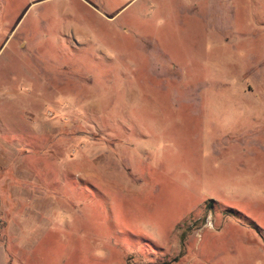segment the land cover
Masks as SVG:
<instances>
[{
	"label": "rangeland",
	"instance_id": "374dc122",
	"mask_svg": "<svg viewBox=\"0 0 264 264\" xmlns=\"http://www.w3.org/2000/svg\"><path fill=\"white\" fill-rule=\"evenodd\" d=\"M1 255L264 264V0H0Z\"/></svg>",
	"mask_w": 264,
	"mask_h": 264
},
{
	"label": "crops",
	"instance_id": "0c3cea01",
	"mask_svg": "<svg viewBox=\"0 0 264 264\" xmlns=\"http://www.w3.org/2000/svg\"><path fill=\"white\" fill-rule=\"evenodd\" d=\"M0 264H4L3 255L0 256Z\"/></svg>",
	"mask_w": 264,
	"mask_h": 264
},
{
	"label": "trees",
	"instance_id": "16d2710c",
	"mask_svg": "<svg viewBox=\"0 0 264 264\" xmlns=\"http://www.w3.org/2000/svg\"><path fill=\"white\" fill-rule=\"evenodd\" d=\"M209 204H211V203H209Z\"/></svg>",
	"mask_w": 264,
	"mask_h": 264
}]
</instances>
